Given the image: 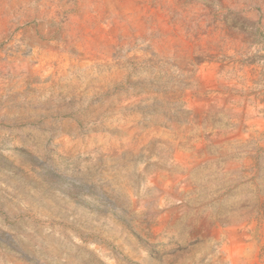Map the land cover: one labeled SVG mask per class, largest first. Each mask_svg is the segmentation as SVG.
<instances>
[{"label":"rangeland","instance_id":"374dc122","mask_svg":"<svg viewBox=\"0 0 264 264\" xmlns=\"http://www.w3.org/2000/svg\"><path fill=\"white\" fill-rule=\"evenodd\" d=\"M0 264H264V0H0Z\"/></svg>","mask_w":264,"mask_h":264}]
</instances>
